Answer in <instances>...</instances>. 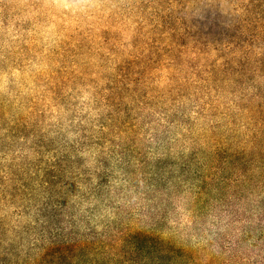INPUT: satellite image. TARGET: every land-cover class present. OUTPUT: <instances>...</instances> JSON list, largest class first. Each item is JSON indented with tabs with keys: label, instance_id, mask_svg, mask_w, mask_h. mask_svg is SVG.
I'll list each match as a JSON object with an SVG mask.
<instances>
[{
	"label": "trees",
	"instance_id": "16d2710c",
	"mask_svg": "<svg viewBox=\"0 0 264 264\" xmlns=\"http://www.w3.org/2000/svg\"><path fill=\"white\" fill-rule=\"evenodd\" d=\"M117 6L97 28L49 19L73 56L0 62V124L21 109L32 133L0 136L53 192L25 235L0 238V264H264V138L245 104L264 107V0ZM209 213L224 221L217 253L164 238L170 220L195 218L200 243Z\"/></svg>",
	"mask_w": 264,
	"mask_h": 264
},
{
	"label": "rangeland",
	"instance_id": "374dc122",
	"mask_svg": "<svg viewBox=\"0 0 264 264\" xmlns=\"http://www.w3.org/2000/svg\"><path fill=\"white\" fill-rule=\"evenodd\" d=\"M129 1L108 0L111 4L120 5L121 9ZM55 2L57 0H0V62L5 65L3 61L6 60L17 62L31 59L32 61L44 60V62L48 63L52 59H65L66 56H73L72 53L65 54L57 51V48L53 46L52 27H50L49 19L55 18L56 20L59 16H65L67 18L65 22L70 19L75 27L79 26L81 29H91L92 27H99L100 21L105 17V14L84 17L80 13H66L63 10L51 7ZM60 2L75 3L76 0H60ZM33 5H37L38 9L44 14L39 18H23L22 13L27 10L29 11ZM226 6L224 5V8ZM120 8H118L117 13H121ZM209 15L208 9L201 7L194 18H197L196 20L198 21H203L202 19L209 17ZM19 79L20 76L4 91L5 99L12 97L13 84L17 83ZM5 83L9 85L7 82ZM245 104H248L247 109L250 115L252 114L255 117L257 124L261 122L259 123L260 129L258 128V131L259 135L262 136L261 138H264V107H260L258 103L253 104L251 101H247ZM18 105L19 103H15L14 106ZM20 111L21 109H11V111H8L6 118L0 124V129L4 128L12 133H16V136L19 137L16 140L21 142L24 135L30 139L32 133L26 132L23 135L20 132L21 127L14 120L15 117L21 118ZM5 140L0 136V238L7 234L12 237L18 234L25 235L29 229V222L23 218L29 217L32 215V212L35 213L37 211L33 207L36 201L43 199L47 195L53 197V192L50 188L40 186L43 183V179L41 178L46 176L44 166L36 160L31 164L29 169H22L23 164L18 158L22 153L20 146L16 144L10 147L5 143ZM262 143L264 144V141ZM31 155H33V151ZM30 161L32 162L33 160L31 159ZM230 202L232 203L233 201ZM247 203L248 201L245 202V204ZM215 215L214 213H211V215L209 213L207 219L209 217H217ZM200 220L202 222L205 221L203 218ZM16 226L17 228L13 231V228ZM204 230L207 231L206 228ZM210 235H212V241L205 244L204 247L206 246L207 248L205 251H200L199 254L203 252L208 254L211 252L217 253L218 245H224V240H219L222 239L219 236L221 234L214 235L210 233ZM254 235L258 236L256 233ZM199 241L203 243L200 237ZM244 245V243L240 245L242 246L240 249L246 251L247 249L244 248Z\"/></svg>",
	"mask_w": 264,
	"mask_h": 264
},
{
	"label": "clouds",
	"instance_id": "9594fccd",
	"mask_svg": "<svg viewBox=\"0 0 264 264\" xmlns=\"http://www.w3.org/2000/svg\"><path fill=\"white\" fill-rule=\"evenodd\" d=\"M58 10H63L66 13H80L84 17L94 16V15H103L105 12H112L113 9L117 8V5L111 4L108 0H76L75 3H64L57 0L54 4L51 5ZM199 222L195 218L185 219L182 221H169V230L164 237L166 240L171 238H179L184 243L191 244L183 249L189 254L194 253L198 248H202L205 244H208L212 241V235L215 231H223L221 225L224 223L219 217H209L206 221L203 222L202 235L200 240L203 243L197 242V234L194 232V229L197 227ZM206 228L207 231L203 229ZM195 245V247L191 245Z\"/></svg>",
	"mask_w": 264,
	"mask_h": 264
}]
</instances>
